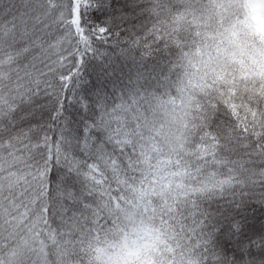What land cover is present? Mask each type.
Masks as SVG:
<instances>
[{
  "label": "snow or ice",
  "instance_id": "obj_1",
  "mask_svg": "<svg viewBox=\"0 0 264 264\" xmlns=\"http://www.w3.org/2000/svg\"><path fill=\"white\" fill-rule=\"evenodd\" d=\"M264 0H0V264H264Z\"/></svg>",
  "mask_w": 264,
  "mask_h": 264
},
{
  "label": "trees",
  "instance_id": "obj_2",
  "mask_svg": "<svg viewBox=\"0 0 264 264\" xmlns=\"http://www.w3.org/2000/svg\"><path fill=\"white\" fill-rule=\"evenodd\" d=\"M250 3H252L253 5H258V3L253 2V0H250ZM252 11L255 13V15L253 16V20L257 24L256 30L258 32L264 33V17L260 16V9L258 7H254Z\"/></svg>",
  "mask_w": 264,
  "mask_h": 264
},
{
  "label": "clouds",
  "instance_id": "obj_3",
  "mask_svg": "<svg viewBox=\"0 0 264 264\" xmlns=\"http://www.w3.org/2000/svg\"><path fill=\"white\" fill-rule=\"evenodd\" d=\"M253 2L259 3V2H260V0H253Z\"/></svg>",
  "mask_w": 264,
  "mask_h": 264
}]
</instances>
